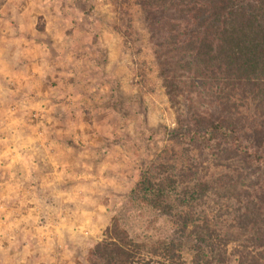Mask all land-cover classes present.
Listing matches in <instances>:
<instances>
[{
  "label": "rangeland",
  "instance_id": "374dc122",
  "mask_svg": "<svg viewBox=\"0 0 264 264\" xmlns=\"http://www.w3.org/2000/svg\"><path fill=\"white\" fill-rule=\"evenodd\" d=\"M0 86L28 104L41 102L45 111L32 123L41 124L45 139L67 142L73 170L84 173L60 180L68 210L79 211L71 226L44 224L38 236L15 231L10 239H28L25 245L3 244L8 238L0 229V256L26 251L35 254L27 264H80L115 220L141 241L168 232L166 220L151 223L153 216L130 202L141 172L164 162L171 167L179 151L165 135L177 126L179 110L163 87L136 0H0ZM219 173L216 166L198 176ZM45 202L55 207L62 200Z\"/></svg>",
  "mask_w": 264,
  "mask_h": 264
},
{
  "label": "trees",
  "instance_id": "16d2710c",
  "mask_svg": "<svg viewBox=\"0 0 264 264\" xmlns=\"http://www.w3.org/2000/svg\"><path fill=\"white\" fill-rule=\"evenodd\" d=\"M136 1L179 151L141 172L130 202L168 232L141 241L115 220L80 264H264V174H249L264 169V0Z\"/></svg>",
  "mask_w": 264,
  "mask_h": 264
},
{
  "label": "crops",
  "instance_id": "0c3cea01",
  "mask_svg": "<svg viewBox=\"0 0 264 264\" xmlns=\"http://www.w3.org/2000/svg\"><path fill=\"white\" fill-rule=\"evenodd\" d=\"M11 92L0 86V229L8 238L2 240L3 244L25 245L28 239H10L15 231L27 234L32 230L38 236L44 224L47 228L53 223L58 227L71 226L73 215L79 211L68 210L70 205L64 197L68 190L60 180H74L84 173L77 176L81 172L76 174L77 169L73 170L75 161L67 142L45 139L41 124L32 123L31 116L45 111L41 102L34 98V104H28L24 95ZM82 161L77 157V164ZM52 196L59 197L62 203L55 207L45 204ZM32 240L38 244L52 241ZM8 253L0 256V264H27L32 256L26 251Z\"/></svg>",
  "mask_w": 264,
  "mask_h": 264
}]
</instances>
